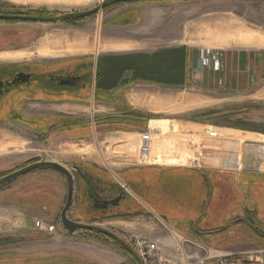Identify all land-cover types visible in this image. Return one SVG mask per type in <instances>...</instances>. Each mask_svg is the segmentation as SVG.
<instances>
[{
  "label": "rangeland",
  "instance_id": "374dc122",
  "mask_svg": "<svg viewBox=\"0 0 264 264\" xmlns=\"http://www.w3.org/2000/svg\"><path fill=\"white\" fill-rule=\"evenodd\" d=\"M100 1L101 0H2L3 3H0V7L3 8V10H1L0 13H5V11L13 13L33 12L44 14V16H54L67 12L90 10L97 6ZM178 1L182 2V5L175 9L173 14H175L177 18L179 29L182 28V24L185 23L188 18H195L196 21L203 18L205 12L209 9V5L204 2H210V0ZM252 1H254L255 4L252 13L253 24L250 27L259 33H263L264 0ZM125 4L127 3L104 8L96 15L74 21L73 23L61 22L42 24L31 22H0V52L20 51L31 55L22 61L86 60L88 61V69L92 72L93 78L97 68L96 66L101 65L100 60L103 56L130 54V50H125L123 47L125 32L120 29H112L108 24V18L114 15V10L123 8ZM78 38L87 40L89 45L88 53L78 52L76 54L65 55L67 57L63 55L52 57L53 54L45 57L39 55V51L43 50H52L53 52L55 50L70 49L76 45ZM199 42L201 44L204 43L203 40ZM214 42L215 44H219L218 40ZM79 51L85 52L86 49L83 48ZM34 52H36V55ZM63 52L59 51L56 53L62 54ZM136 81H138V79H136ZM159 85L166 86L165 84ZM127 86H129V83H126L125 86L118 87L112 97L103 96V94H106V90L99 89L100 91L95 93L92 88V92H90L91 103L88 105L67 104L57 107L52 106L50 111L52 114H61L74 120H72V122H67L66 125H60L63 120L51 119L46 121V124L58 125L49 135L43 134L46 124L42 121L39 125V129L42 132H40L41 135L20 136L7 133L0 134V176L35 161L55 162L68 168L75 174L73 166L82 161L81 157H85L88 160H97L103 164H106V158L109 163L108 166H112V168H138L135 165L145 164L143 163L145 160L143 157L141 158L140 153H138V147H134L137 144V135L145 133L151 126L156 128L155 132H150L149 130L146 132V136L159 137L165 142L172 143V145L175 146H179L182 144L183 140H190L191 138L196 140L228 142L232 144L238 143L241 147L239 164L232 169L204 167L185 168L235 171L243 169L248 172H264V136L233 131L238 130V128L242 130L248 128L247 124L251 122L250 117H248L251 115L250 100L238 97V93L233 91L206 90L198 88L197 85L193 86L191 83L188 85L185 70L184 84L182 86L172 85V88H142L141 91H146L150 96H148L146 103L145 100H142L141 104L133 101L131 99L132 97L130 98L131 91H138V88L134 89ZM192 97L199 100H196L194 103L192 102V104L186 102ZM158 98H162L164 103L170 102V100L173 102L171 105L163 106V109L160 110L159 105L153 101ZM123 99L136 102V108L128 112L127 110L129 109L123 104ZM123 116L142 118L141 120L143 122L138 124L134 121H127L128 118L122 121L121 117ZM254 121L262 122L261 119ZM119 123L123 126H115ZM92 130L95 131L96 136L85 139L89 137ZM114 130L122 132V134L106 135V132ZM140 137H142V134H140ZM105 141H110L111 143L106 144L104 143ZM119 141L122 142L120 143ZM96 144H102L100 147L103 153L102 158L96 156ZM138 144L140 145V142ZM70 145H77L79 148L86 146L91 150L88 155H84L68 154L62 152L60 149L62 146ZM116 156L122 158L118 159ZM94 166L103 170V166H101L100 163H94ZM118 176L137 196L151 205L150 207L152 209L159 211L161 217H164L166 221L173 220L177 225L199 218L198 223L195 225V228L199 230L214 231L220 226L227 228L231 225L235 216L241 213V206L245 205L246 207H251L246 208L245 212L247 215L245 216H247V219L251 220L252 226L249 230L246 229L241 232L238 231V229H234V234L227 238L228 244L233 243L232 245H234L229 251L251 250V252L262 251L264 253V177L252 178L251 180L253 183L249 189H242L237 183L236 185L233 184L231 179L227 180L226 176L219 173L208 174L211 185H209L203 177L194 173H188V175L179 179L181 183L178 186H170V184L167 183V185H164L162 188L160 185H156L151 181L150 170L123 171L118 172ZM162 179H164V177H162ZM64 183L63 176L54 171L38 170L26 174L0 189V211L2 209V213L6 215L7 212L10 211L9 204L12 198L27 194V192L34 191L43 186L56 192L63 190L62 203L57 195L53 193L48 195L49 202L45 204L46 212L41 214V217L43 222H51L59 230H64L59 222L60 212L66 200V188ZM97 187L104 190L102 191L103 193H100L102 199L112 198L113 194L109 195V188H107V186L98 184ZM165 191L168 193L177 191L185 193L193 199V207L189 210H174V207L170 206V204L164 207L157 203L155 201L157 195L165 194ZM211 191L212 196L211 199H209V193ZM75 200L76 192L73 193L72 203ZM157 200L159 201V199ZM244 200L247 202V205ZM150 201L154 202L150 203ZM106 206L107 204L102 207L101 204V207L104 209ZM72 207L71 204L67 216L72 221H77L72 218ZM201 207H203V210H201ZM25 212L26 213L23 214L27 215L28 211ZM250 212H252V216H249L248 213ZM107 215L108 212H100L98 216L101 217H99L98 221L104 224L108 223L106 220L108 218H106ZM16 218L12 221L11 219L5 221L4 224L13 225L25 223L23 219L16 220ZM35 220L37 219L34 217L31 220L33 225ZM111 222L113 228L122 234L124 239L134 235L156 245L161 241V238H157V236L159 237V233L166 237V239L164 238L165 240L170 239L169 233L164 232L165 227H162V229L161 225L152 215L141 216L136 214L120 217ZM74 237L75 239L69 242L70 249L68 252H74V248L80 258L76 261L72 259L73 263L136 264L124 250L102 235L82 231V233L79 232L77 235H74ZM205 238L210 239L211 236H206ZM237 238L238 241L242 238L245 244H234ZM188 239L194 241V239ZM262 255L264 256V254ZM26 256L28 255H21L20 260H25Z\"/></svg>",
  "mask_w": 264,
  "mask_h": 264
},
{
  "label": "crops",
  "instance_id": "0c3cea01",
  "mask_svg": "<svg viewBox=\"0 0 264 264\" xmlns=\"http://www.w3.org/2000/svg\"><path fill=\"white\" fill-rule=\"evenodd\" d=\"M0 3H3L2 0H0ZM204 3L209 5V9L205 12L203 18L197 21L195 18H188L185 23L182 24L181 29H179V23L177 22L175 14H173L175 9L182 5V2L180 1L127 3L123 8L114 10V15L108 18V24L112 29H120L125 32V42L123 43V47L125 50H130V53L147 54L156 52V50L184 47L187 84L189 85V83H191L193 86L197 85L198 88L206 90L233 91L238 93V97L250 100L251 115L248 117H250L251 122L247 124L248 128L243 130L238 128V130L233 131L264 136V32L259 33L250 27L253 24L252 13L255 2L252 0H210V2ZM202 40L204 41L203 44L199 42H202ZM217 40L219 41V44H215L214 41L217 42ZM83 48L86 49L85 52L79 51ZM59 51L64 52L62 54L56 53ZM59 51L55 50L52 52V50H43L39 51V55L45 57L53 54L52 57H57L61 55L76 54L78 52L88 53L89 45L86 39L78 38L74 47ZM3 53H11L12 55L22 54L23 57L15 60L0 61V63L18 62L31 56L30 54L20 51L0 52V54ZM34 54L36 55V52H34ZM136 79H138V81H136ZM131 81L133 82H130L127 87L134 89L138 88V91H131L130 98L132 97L131 99L133 101L139 102L138 104H141L142 100H145L146 103L149 96L146 91H141L142 88H172V85H159L157 84L158 82L153 80H139V78H134L133 80L132 78ZM126 83L128 82L121 83V86H125ZM115 92V90L112 93L106 92L103 96L112 97ZM196 100L199 99L192 97L186 102L192 104V102L194 103ZM122 101L123 104L128 107V112L136 108V102H130L126 99H123ZM153 101L159 105L160 110L163 109V106L171 105L173 102L170 100V102L164 103L162 98ZM260 119L262 120L261 123L254 121ZM109 134L119 135L122 134V132L116 130L106 132V135ZM94 136H96V134L95 131L92 130L89 137L85 139ZM96 156L102 158L98 151ZM117 158L121 159L122 157ZM81 160L82 161L78 164H83L86 171L95 168L97 171L106 173L108 184H112L114 188L119 187L120 190L122 189L121 191L123 194L138 205L141 210L138 215H152L161 225V228L165 227V233L173 231L178 235L182 234L180 235L182 237L194 239L198 244L222 251H229V249L234 247V245H232L233 243L228 244L227 242V238L234 234V229H238V231L241 232L251 228V220L247 219V216H245L247 215L245 212L246 208L251 207H246L245 205L241 206V213L235 216L231 225L227 228L220 226L214 231L199 230L195 228L199 218L177 225L173 220L166 221L164 217L159 215V211L152 209L150 207L151 205L146 203L141 197L137 196L120 179L118 172L150 170L151 181L156 185H160L161 188L164 185L166 186L167 183H169L170 186H178L181 183L179 179L188 175V173H194L203 177L209 185H211V181L208 177L209 173L223 174L226 176L227 180L231 179L233 184L236 185L237 183L242 189H249L253 183L251 180L252 178L264 177V172H248L243 169L235 171L221 169L201 170V168H199L200 170H197L185 168L188 167V165L184 167H175L176 165H169L167 167L135 165L138 168H112V166H108L109 163L106 158V164L97 160H88L85 157H81ZM94 163H100V165L103 166V170L94 166ZM191 166L195 168V166ZM162 177H164V179H162ZM64 185L66 188V182ZM122 186H124V188ZM74 192H76V200L72 203V218L76 215L80 203L75 179ZM50 193L57 195L60 198L61 203L63 202V190L56 192L43 186L42 188L27 192V194L21 196L18 195L15 198H12L9 204L10 211H8L6 215L2 213L1 209L0 264H76L72 262V259L76 261L80 257L74 248V252H68L70 249L69 242L70 240L75 239L74 235H77L79 232L82 233V231L69 234L64 230H59L50 222L49 224L55 226V233L47 234L36 229L31 221L33 217L37 220H43L41 214L46 212L45 204L49 202L48 195ZM117 195H119V193L115 195L113 194L110 199L108 198L107 212L109 215H113V217H108L106 219L108 223L104 224L103 222L95 221L90 224L106 228L124 239L123 235L113 228L111 222L112 220L120 218L116 216L118 213L127 215L126 212L128 211L124 203L120 204V202H117ZM211 196L212 191L209 193V199H211ZM157 199H159V201ZM155 201L164 207L170 204V206L174 207V210H189L193 207L194 203L192 198L180 191L174 193H168L165 191V194H158ZM151 202L152 201H150V203ZM245 203L247 205L246 201ZM201 210H203V207H201ZM25 211H28L29 213L27 212V215H24L23 213H26ZM251 213L252 212L248 213L249 216H252ZM15 218L16 220L23 219L25 223L13 225L7 223L4 224L5 221H9L10 219L12 221ZM76 222L87 223V221L83 219ZM158 235L159 237L157 236V238H161L159 244L165 251L170 252L172 238L170 237V239L165 240L166 237L163 234L159 233ZM206 236H211V238L207 239L205 238ZM240 239L241 240L238 241L237 238V241L234 244L244 245V240L242 238ZM178 240H180V237L176 238V241ZM230 252L233 251L230 250ZM236 252L244 253L251 252V250H238ZM23 254L28 256H26L25 260L21 261L20 257Z\"/></svg>",
  "mask_w": 264,
  "mask_h": 264
},
{
  "label": "flooded vegetation",
  "instance_id": "af4514ba",
  "mask_svg": "<svg viewBox=\"0 0 264 264\" xmlns=\"http://www.w3.org/2000/svg\"><path fill=\"white\" fill-rule=\"evenodd\" d=\"M1 10L3 8L0 7V12ZM96 67L93 80L92 72L88 69V61L86 60H40L0 63V134L41 135L42 132L39 129L41 121L46 124V121L51 119L63 120L60 125L72 122L74 119L70 117L52 114L50 112L51 107L67 104H90V92H92V88L95 93L100 91L97 89L96 84L106 69L104 65ZM159 74L158 76H160ZM132 78L130 73L125 72L120 79L123 84V82H133L131 81ZM125 119L138 124L143 122L142 118L123 116L122 121H125ZM121 125L119 123L115 126ZM57 126L56 124H46V130H43V134L49 135ZM137 136V146L135 145V148H139L138 143L142 138L140 134ZM119 142L121 143L122 141ZM35 162L28 163L21 168L6 173L0 178ZM143 163L145 164L140 165L163 166L155 163L149 164L145 161ZM188 167L192 166L188 165ZM7 184L0 186V189ZM102 212L106 213L107 210H102ZM112 242L116 244L115 241L112 240Z\"/></svg>",
  "mask_w": 264,
  "mask_h": 264
},
{
  "label": "water",
  "instance_id": "95a60500",
  "mask_svg": "<svg viewBox=\"0 0 264 264\" xmlns=\"http://www.w3.org/2000/svg\"><path fill=\"white\" fill-rule=\"evenodd\" d=\"M154 1L162 0H101L97 6L90 10L67 12L54 16L0 14V22H31L46 24L78 21L96 15L110 5ZM185 60L184 47L167 48L147 54L130 53L125 55H105L101 58L100 64L104 65L106 69L103 72L102 77L98 80L96 87L97 89L106 90L107 93H112L121 86L122 81L120 78L125 72L130 73L133 80L134 78H139V80H153L159 84L182 86L184 84ZM158 74L160 76H158ZM36 170H51L59 173L65 179L66 200L59 216V222L64 231L69 234H73L77 231H85L106 236L115 241L119 246L125 248L135 262L141 264L140 259L129 244L113 232L97 225L80 223L68 218L67 212L71 207L74 193V176L68 168L55 162L37 161L0 178V186L10 183L16 178ZM73 170L75 171V169Z\"/></svg>",
  "mask_w": 264,
  "mask_h": 264
},
{
  "label": "built area",
  "instance_id": "2783aa9c",
  "mask_svg": "<svg viewBox=\"0 0 264 264\" xmlns=\"http://www.w3.org/2000/svg\"><path fill=\"white\" fill-rule=\"evenodd\" d=\"M146 132L141 133L139 145V152L143 156L147 154L149 148ZM34 226L47 234L55 233V226L42 220H35ZM169 233L172 238L170 248L173 249L170 252L165 251L160 244H153L134 235L129 236L125 241L136 253L141 264H264L262 251L239 253L216 250L191 241L173 231ZM177 237H180V240L176 241Z\"/></svg>",
  "mask_w": 264,
  "mask_h": 264
},
{
  "label": "bare ground",
  "instance_id": "6f19581e",
  "mask_svg": "<svg viewBox=\"0 0 264 264\" xmlns=\"http://www.w3.org/2000/svg\"><path fill=\"white\" fill-rule=\"evenodd\" d=\"M21 57H23L22 54H0V61L15 60ZM148 139L149 148L147 154L144 156L140 154L141 158L143 157L147 163H155L163 166H187L191 164L195 167L228 169H232L239 164L241 147L238 143L232 144L228 142L196 140L190 138V140L182 139V144L175 146L172 145V143L165 142L159 137H148ZM104 143L110 144L111 142L105 141ZM101 146L102 144H96L95 149L102 156L103 153L100 150ZM60 149L64 153L84 155H88L91 150L89 147L85 146L79 148L77 145L62 146ZM138 150H140V147ZM138 153L140 152L138 151Z\"/></svg>",
  "mask_w": 264,
  "mask_h": 264
},
{
  "label": "trees",
  "instance_id": "16d2710c",
  "mask_svg": "<svg viewBox=\"0 0 264 264\" xmlns=\"http://www.w3.org/2000/svg\"><path fill=\"white\" fill-rule=\"evenodd\" d=\"M162 1H178V0H162ZM154 2H161V1H154ZM114 5H117V4H114ZM110 6H113V5H110ZM0 14L44 16V14L33 13V12L13 13L10 11H5V13H0ZM73 22L74 21H66L65 23H73ZM1 23H4V22H1ZM8 23H15V22H8ZM155 129L156 128L151 126L147 129V131L150 130V132H155ZM73 168L75 169V174H73V176H74L76 187L78 189V193L80 197V203L78 205V210H77L76 215L74 216V218L77 221H80V219H83L87 221L86 224H90L92 222L98 221L99 217H101V216H98L99 213L102 212V210L107 209V206L105 209L101 207V204H104V205L107 204L108 198L102 199V197L100 196V193H103L102 191L104 190L98 188L97 187L98 184H100L101 186H107V188H109V191H108L109 195L119 193V195L116 196V199H118L117 202H120V204L124 203L128 211L126 212L127 215L118 213L116 216L123 217V216H128V215H136L141 212L138 205L133 200L129 199L127 196L123 194V192L121 191L122 189L120 190L119 187L114 188L112 184H108L106 173L97 171L95 170V168L94 169L92 168L90 171H86L84 169L83 164L82 165L75 164ZM107 217H113V215L108 214L106 218ZM103 237L110 239L106 236H103ZM119 247L131 257V255L127 252L125 248L121 246Z\"/></svg>",
  "mask_w": 264,
  "mask_h": 264
}]
</instances>
